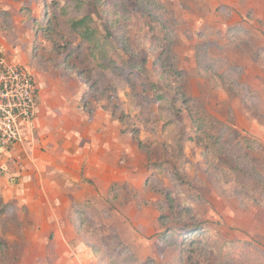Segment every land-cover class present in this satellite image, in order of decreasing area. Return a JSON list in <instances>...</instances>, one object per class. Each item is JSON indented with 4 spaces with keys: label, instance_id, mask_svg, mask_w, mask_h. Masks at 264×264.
<instances>
[{
    "label": "rangeland",
    "instance_id": "1",
    "mask_svg": "<svg viewBox=\"0 0 264 264\" xmlns=\"http://www.w3.org/2000/svg\"><path fill=\"white\" fill-rule=\"evenodd\" d=\"M73 1L81 2V12L90 15L100 31L106 23L104 11L117 20L110 53L123 61L145 60V80L134 76L128 86L124 78L93 66L86 46L68 27L69 20L82 15L71 8ZM159 1L167 13L157 20L143 14L132 0H1V9H10L15 16L7 25L0 18L4 26L0 32H6L1 36L8 37L12 27L20 26L19 19H25L19 32L24 36L32 32L34 50L27 52V64H19L35 70L36 86L43 90L40 126L33 125L31 137L21 145L32 140L31 154L44 156L47 165L57 158L58 168L68 154L73 155V164L97 154L102 161L85 162L91 165L89 177L82 174L88 184L73 178V199L83 198L79 200L83 203L77 204L82 212L72 215L64 209L41 210L36 200L26 198L35 195L19 187L22 173L34 177L35 169L25 164L23 146L0 150V193L5 203L16 207L0 217V264H121L119 243L129 249L135 264H204L225 261L229 254L235 264H264V205H257L253 194L207 164L194 141L183 146L187 185L175 186L168 165L163 171L148 169L149 163H165L176 155L173 144L179 131L191 135L186 114L161 135L162 113L148 102L153 97L151 83L160 91L173 83L214 118L264 147L260 0ZM163 24L170 35L162 32ZM235 26L246 32L228 36L227 30ZM168 52L183 74L179 81L165 74ZM209 59L220 73L232 68L234 77L241 74L244 85L239 94L197 69L198 62L202 67ZM36 72L52 77L49 90ZM40 129L46 134L36 138ZM133 132L145 148H137ZM168 190L171 200L165 196ZM196 223L209 234L199 235L205 246L189 255L180 249L181 235ZM165 230L175 231L163 239Z\"/></svg>",
    "mask_w": 264,
    "mask_h": 264
},
{
    "label": "trees",
    "instance_id": "2",
    "mask_svg": "<svg viewBox=\"0 0 264 264\" xmlns=\"http://www.w3.org/2000/svg\"><path fill=\"white\" fill-rule=\"evenodd\" d=\"M132 1L143 14L149 17H157V20L167 13L164 5L161 4L159 0ZM72 3L73 5L71 8L79 14L83 5L80 1H73ZM65 5H67V2ZM81 14L82 15H79L81 17L78 19L69 20L68 27L78 36L80 44L86 46L89 52L88 56L93 58V66H98L118 78H124L128 86L131 84V79L134 76H138L145 80L144 78L148 73L145 67V60L141 62H136L134 60H130V62L123 61L119 58V55L110 53L112 51V39L115 36L114 32L117 20L108 17L107 13L104 11L103 15L106 18V23H104L103 29L100 31L95 24L96 22L90 15L82 12ZM161 30L165 33L169 30V27L163 24ZM244 32H246L244 28L235 26L227 30V35L234 37ZM166 35H170V33L166 32ZM205 53H207V51H205ZM205 56L209 57L208 54H205ZM174 61L175 59L168 52L166 58L163 60V65L166 69L165 74H169V77H174L176 81H179L183 78V74L177 70L174 63L172 64ZM207 62L208 63H205L202 67L198 62L197 69L213 74L216 81H219L222 86L227 88L230 92L239 94L238 88L244 85L241 81V74L237 73V76L234 77L233 73H236V69L232 68H227L220 73L219 69L214 68L218 66L217 64L211 61V59ZM81 74L82 73H78L80 78L83 79ZM85 79L86 78L83 80ZM86 83L88 82L86 81ZM172 84L167 91H160L155 83H151L149 89L153 92V97L148 101L149 105L157 104L158 108H160L162 117L158 120L162 124L160 129L161 135L167 133L171 127H175L178 119H180L183 114L187 115L190 122L191 135L184 130L179 131L175 136L173 144L176 155L173 158L165 160V163L162 161L159 163H149L148 169L163 171L165 170L164 166L168 165L166 168L172 172L175 186L182 187L187 185L188 183L184 174L182 161L183 146L186 142L194 141L201 149V156L207 164H211V166L223 174L224 177L239 184L242 190L253 194L256 204L260 205V207L263 206L264 147L256 140L239 134L233 126L214 118L201 106V104H199L198 100L187 97L180 87H174ZM144 85L146 86V84ZM244 89H247V87H244ZM154 131L156 132L157 129L155 128ZM132 136L138 149L145 148V145L138 138L137 132H133ZM172 159H175V162H172ZM83 181L85 182V180ZM164 192L167 199L171 200L170 196H172V192L170 190ZM80 206L81 209L77 204L74 205L71 211L73 215H78L82 212V205ZM15 209V205L3 202L0 195V217L4 214L12 213ZM186 230V233L181 235V251H187L186 254L190 255L194 249H203L205 244L199 241V235L202 233L209 234V232L205 231L204 227L198 223L186 226ZM173 231L175 230H165L161 238L164 239L166 236H169V234H174ZM116 249H118L119 252L118 257L122 259L119 263L135 264L137 262L126 246L119 243ZM91 250L97 254L95 249L91 248ZM260 254L262 255L263 251L260 250ZM229 256L232 257L230 254ZM229 256L225 261H219V259H217L212 263L206 262L204 264H235L232 263L233 259H230Z\"/></svg>",
    "mask_w": 264,
    "mask_h": 264
},
{
    "label": "crops",
    "instance_id": "3",
    "mask_svg": "<svg viewBox=\"0 0 264 264\" xmlns=\"http://www.w3.org/2000/svg\"><path fill=\"white\" fill-rule=\"evenodd\" d=\"M256 1H259V0H256ZM1 4L2 3L0 0V18L3 19L1 22L7 25V21L10 22L11 18L15 19V16L13 15L10 9H1L3 7ZM260 18H262V21L264 22V0H260ZM19 20H20V26L18 28L17 26H14L15 28L12 27L14 31H10V35L8 37L6 36L2 37L1 35L2 34L6 35V32H3V33L0 32V48L3 50L2 52L4 53V55L6 56L9 62L18 63V64L19 63L27 64L28 62L24 60H25L26 54L29 51V49L32 48L31 52L34 50L33 49V43H34L33 38L35 37L31 31H30L31 34H28L25 36L24 34H22V32H19V31H23V24H24L25 19L21 17ZM13 24L15 25L16 23H13ZM2 27L0 26V30ZM37 73L38 72H36V74ZM38 74H39V79L41 82L43 81L46 84L48 83L46 88L49 90L52 83L54 82L52 77L50 75L42 76L40 75V73ZM42 91L38 89V98H37L38 106H37L36 121L34 120L33 122V125L35 126L36 125L40 126L39 121L40 119L43 118L42 114L40 113L42 110L41 105L39 106V100L41 99ZM33 125H32V128H33ZM32 128L27 130L26 137L31 133ZM34 128H35L34 129V132H35L36 127ZM45 134H46V131H43L40 129V132H38V136L36 138H39L41 135H45ZM28 137L30 138L31 136L29 135ZM26 144L28 145L27 147L24 146ZM21 146H23L24 148L23 150L27 153V159H26L27 161L25 164H27L28 167L30 168L32 167L33 170L35 169V171L32 172V174L35 173L34 177L31 176L30 172L22 173L23 179H22V183L19 186L24 189L25 193L29 192V194L35 195V198H31L27 196L26 198L28 200H36V202L38 203V207H40L41 210L42 209L48 210L51 208H55V210L64 209V210H67L68 212L72 211V208L74 207L75 204L83 203L82 201H79V200H82L83 198H80L78 201H75L73 199L72 195L74 193V188H73L74 186L72 184V180L73 178H75L76 182L79 181L80 183H83L84 185L88 184L90 180L84 179V176L82 174L85 173L86 176L89 177V174L91 172L90 171L91 165L88 166V164L86 165L85 162L93 163L94 161L98 162V160L102 161L100 154H97L94 159H90L89 156L88 157L84 156L81 162L75 163V164H73L72 162L73 155L68 154L63 157L64 164L61 165V168H58L56 166L57 158L52 157L51 163L47 165V162L44 161V156L41 158L40 155L31 154L32 153L31 151L33 150H30V148L34 147V142L32 140L31 142H24V144ZM88 147L90 149L92 148L91 146H88ZM69 148H70V145H68L67 149ZM91 151L93 152L92 149ZM83 180H85V182ZM1 197L3 199L2 195Z\"/></svg>",
    "mask_w": 264,
    "mask_h": 264
},
{
    "label": "built area",
    "instance_id": "4",
    "mask_svg": "<svg viewBox=\"0 0 264 264\" xmlns=\"http://www.w3.org/2000/svg\"><path fill=\"white\" fill-rule=\"evenodd\" d=\"M37 98L32 72L0 50V150L22 144L37 114Z\"/></svg>",
    "mask_w": 264,
    "mask_h": 264
}]
</instances>
